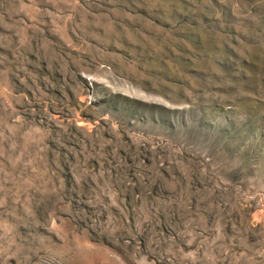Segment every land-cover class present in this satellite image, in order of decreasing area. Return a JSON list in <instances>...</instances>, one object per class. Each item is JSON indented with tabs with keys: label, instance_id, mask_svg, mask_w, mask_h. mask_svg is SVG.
Instances as JSON below:
<instances>
[{
	"label": "rangeland",
	"instance_id": "obj_1",
	"mask_svg": "<svg viewBox=\"0 0 264 264\" xmlns=\"http://www.w3.org/2000/svg\"><path fill=\"white\" fill-rule=\"evenodd\" d=\"M0 264H264V0H0Z\"/></svg>",
	"mask_w": 264,
	"mask_h": 264
}]
</instances>
